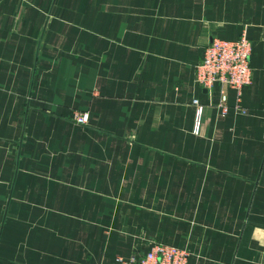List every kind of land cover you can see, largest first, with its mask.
I'll use <instances>...</instances> for the list:
<instances>
[{"label":"crops","instance_id":"0c3cea01","mask_svg":"<svg viewBox=\"0 0 264 264\" xmlns=\"http://www.w3.org/2000/svg\"><path fill=\"white\" fill-rule=\"evenodd\" d=\"M242 35L244 112L226 89L221 116L194 67ZM153 243L264 264V0H0V264H115Z\"/></svg>","mask_w":264,"mask_h":264},{"label":"built area","instance_id":"2783aa9c","mask_svg":"<svg viewBox=\"0 0 264 264\" xmlns=\"http://www.w3.org/2000/svg\"><path fill=\"white\" fill-rule=\"evenodd\" d=\"M251 51V42L244 35L235 40L212 38L205 47L201 60L194 67L195 84L210 92L217 90L219 100L215 107L221 116L231 109L227 104L226 89L235 91L234 108L244 112L240 102L243 89L251 83ZM192 104L195 107V132H198L203 105L196 98L192 100ZM72 120L78 125H86L89 114L85 111H74ZM189 255L186 248L153 243L145 254L118 257L115 264H188Z\"/></svg>","mask_w":264,"mask_h":264}]
</instances>
